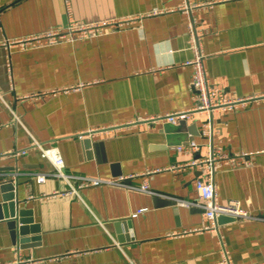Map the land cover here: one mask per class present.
Listing matches in <instances>:
<instances>
[{"label": "crops", "instance_id": "crops-1", "mask_svg": "<svg viewBox=\"0 0 264 264\" xmlns=\"http://www.w3.org/2000/svg\"><path fill=\"white\" fill-rule=\"evenodd\" d=\"M182 1L0 0V264H221L219 233L234 264H264V0H189L207 2L192 16L210 82L245 100L213 112L212 145L251 161L217 167L215 181L221 202L238 199L257 217H218L217 232L199 229L202 207L180 203L197 202L200 173L182 167L194 156L177 147L194 140L207 154L203 116L151 119L194 106ZM70 20L115 24L91 38L6 44L66 31ZM31 135L58 146L75 186L121 182L77 196L63 193V179L39 183L36 174L54 168ZM146 180L154 193L137 189Z\"/></svg>", "mask_w": 264, "mask_h": 264}, {"label": "built area", "instance_id": "built-area-1", "mask_svg": "<svg viewBox=\"0 0 264 264\" xmlns=\"http://www.w3.org/2000/svg\"><path fill=\"white\" fill-rule=\"evenodd\" d=\"M207 3L206 1L198 2L189 0H183L180 4V9L189 15V21L187 24V36L189 47L193 53L191 60L186 62V65L191 66L193 70L191 87L194 92V106L188 111H179L178 113H169L163 115L159 118H151L154 120H160L162 118L169 122L176 123L181 119H189L194 114L198 113L203 116L202 126L200 133L209 139L208 152L206 155H201L200 150L202 145L194 140L180 144L177 147L179 153L182 154H192L194 157L182 164L183 168H190L199 171V175L196 178V188L198 200L193 201H182L180 203L188 206H200L203 208L204 218L206 219V224L199 227L201 230L218 231L217 220L221 215L231 217L233 219H251L256 218L251 211L245 209L238 199H230L227 202H221L218 196V190L216 188L215 181V170L221 165H226L229 167H238L241 165L249 164L251 159L248 158L250 153H239V154H228L225 152H220L212 145V137L214 133L212 115L215 110L220 111H230L239 106H245L244 99H233L229 97L223 87H220L214 83L210 82L207 70L204 66L205 53H203L200 45V36L196 28L197 19L192 16L193 9ZM68 14H71L70 6H68ZM127 19L125 21H129ZM114 21H104V22H90L81 23L75 20H70L66 31L48 30L36 35H28L16 40H7L6 44L8 46H17L24 48L27 46H39V45H51L57 44L60 41H74L75 39L91 38V36H96L104 33L109 27H113ZM67 91L68 89H64ZM52 93H57V91L52 90ZM14 119L21 123L20 117L17 114H13ZM110 129H103L106 133H110ZM31 144L36 147L40 153V156L49 160L53 165V171L49 174L38 173L36 174L37 181L43 183L48 180L49 176L56 179H63L68 184V189L63 193L67 195H78V191L82 187L102 185L104 183H120L121 180H106L101 178H90L85 177L78 183L77 186L73 184L74 175L70 174L65 170V160L63 159L62 153L56 145H46L45 143L35 139L31 135ZM25 150L18 151L16 154H25ZM137 189L143 192L154 193L150 190L149 184L144 181ZM147 209L140 208L135 211L132 216L136 217L139 214L145 212ZM183 232H187L186 230ZM182 232V233H183ZM180 233H174L173 235H180ZM219 233V232H218ZM218 241L220 244V263L221 264H234L229 251L227 249V243L224 241L222 234H218ZM18 250V248H17ZM18 253L19 250H18ZM32 260H24L19 258L16 264H29Z\"/></svg>", "mask_w": 264, "mask_h": 264}, {"label": "water", "instance_id": "water-1", "mask_svg": "<svg viewBox=\"0 0 264 264\" xmlns=\"http://www.w3.org/2000/svg\"><path fill=\"white\" fill-rule=\"evenodd\" d=\"M183 121H185L184 119H181L180 120V122H183ZM12 195L14 196V193H12ZM11 195V196H12ZM154 200H155V202L156 203H170L171 201L169 200V199H167V198H160V197H155L154 198ZM15 204V203H14ZM219 220L220 221H232L233 220V218H231V217H228V216H225V215H221V216H219Z\"/></svg>", "mask_w": 264, "mask_h": 264}]
</instances>
